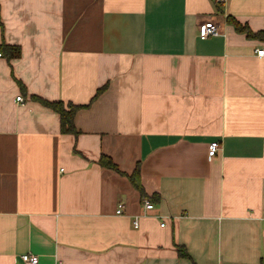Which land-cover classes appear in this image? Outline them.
<instances>
[{
  "label": "crops",
  "instance_id": "crops-1",
  "mask_svg": "<svg viewBox=\"0 0 264 264\" xmlns=\"http://www.w3.org/2000/svg\"><path fill=\"white\" fill-rule=\"evenodd\" d=\"M229 17L264 0H0V264H264V41Z\"/></svg>",
  "mask_w": 264,
  "mask_h": 264
},
{
  "label": "trees",
  "instance_id": "trees-1",
  "mask_svg": "<svg viewBox=\"0 0 264 264\" xmlns=\"http://www.w3.org/2000/svg\"><path fill=\"white\" fill-rule=\"evenodd\" d=\"M227 20L229 23L234 25L237 31L241 33H245L248 37L258 38L264 41V32H253L248 25H243L234 18L229 17ZM5 51L7 55L9 56V58L11 59L18 58L21 55V49L19 46H7L5 48ZM100 93L101 91H99L97 96ZM34 99L41 102L44 106L52 109L53 111L57 112L60 115L62 133L64 134H78L79 133L75 125V117H76L77 112L85 108L86 106H77L71 103L65 104L62 101L49 102L39 97H35ZM100 165L108 169L119 171L117 165L109 157L103 156L100 160ZM139 177H140L139 167H137L134 174L131 175L130 178L133 184L135 185V187H137L141 192H143V187L139 182ZM179 251L181 255L183 256L188 255L184 248L179 247Z\"/></svg>",
  "mask_w": 264,
  "mask_h": 264
},
{
  "label": "built area",
  "instance_id": "built-area-1",
  "mask_svg": "<svg viewBox=\"0 0 264 264\" xmlns=\"http://www.w3.org/2000/svg\"><path fill=\"white\" fill-rule=\"evenodd\" d=\"M222 34L220 27L214 23L213 21H205L200 25V38L202 40H206L212 36H220ZM259 57L264 56V50H259L258 52ZM3 56V53L1 51L0 47V57ZM17 102H24L23 97H18ZM221 149V144L217 141L212 142L209 145L208 148V155L209 158H214L218 155L219 151ZM144 206L147 210H152L154 208V205L151 204L148 200L144 201ZM123 209H124V204H120L117 210V214L121 215L123 214ZM134 225L136 228H138V220L136 219L134 221ZM164 225V224H163ZM23 264H39V256L34 255V254H25L22 256ZM62 264V263H60Z\"/></svg>",
  "mask_w": 264,
  "mask_h": 264
}]
</instances>
